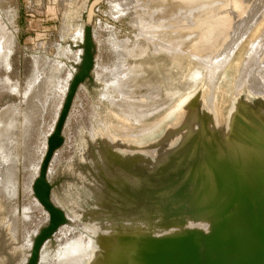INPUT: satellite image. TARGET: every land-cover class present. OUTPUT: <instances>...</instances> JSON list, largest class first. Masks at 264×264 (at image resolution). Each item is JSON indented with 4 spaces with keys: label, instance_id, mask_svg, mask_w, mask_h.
Instances as JSON below:
<instances>
[{
    "label": "rangeland",
    "instance_id": "obj_1",
    "mask_svg": "<svg viewBox=\"0 0 264 264\" xmlns=\"http://www.w3.org/2000/svg\"><path fill=\"white\" fill-rule=\"evenodd\" d=\"M91 17L93 79L48 175L68 223L38 264H92L102 238L113 250L137 230L198 227L187 208L212 201L206 155L225 141L216 118L239 103L264 117V0H0V264H25L48 223L32 186Z\"/></svg>",
    "mask_w": 264,
    "mask_h": 264
},
{
    "label": "water",
    "instance_id": "obj_2",
    "mask_svg": "<svg viewBox=\"0 0 264 264\" xmlns=\"http://www.w3.org/2000/svg\"><path fill=\"white\" fill-rule=\"evenodd\" d=\"M83 50L81 64L47 139V150L32 186L49 219L33 237L25 264H38L44 246L68 223L64 209L52 199L55 186L50 183L48 175L55 153L65 142L64 128L77 91L87 80L93 79L96 43L92 17L84 29ZM197 103L198 100H193L187 105L177 124L169 127L166 138L182 128L185 118L192 117ZM181 108L176 107L177 110ZM263 122L264 117L259 115L258 109L241 103L232 106L226 120L216 118L215 126L224 127L220 135H224L225 141L220 143V150L206 155L214 173V177L208 180L209 186L206 185L208 194L209 190L212 191V201L207 206L194 202L187 208L198 227L177 220L174 230L166 231L168 233L160 237L142 235L137 230L133 235L116 237L112 242L113 250H109V239L102 238L98 243L102 251H95L92 264H264ZM221 198L226 200L223 202Z\"/></svg>",
    "mask_w": 264,
    "mask_h": 264
},
{
    "label": "bare ground",
    "instance_id": "obj_3",
    "mask_svg": "<svg viewBox=\"0 0 264 264\" xmlns=\"http://www.w3.org/2000/svg\"><path fill=\"white\" fill-rule=\"evenodd\" d=\"M83 37H84V36H83ZM39 203H40V202H39ZM73 252H75V251H73ZM75 253H76V252H75ZM75 253H74V254H75ZM69 255H70V254H69ZM71 255H72V254H71ZM75 255H76V254H75ZM70 259H71V257H70Z\"/></svg>",
    "mask_w": 264,
    "mask_h": 264
},
{
    "label": "flooded vegetation",
    "instance_id": "obj_4",
    "mask_svg": "<svg viewBox=\"0 0 264 264\" xmlns=\"http://www.w3.org/2000/svg\"><path fill=\"white\" fill-rule=\"evenodd\" d=\"M76 73H77V72H76ZM76 73H75V74H76Z\"/></svg>",
    "mask_w": 264,
    "mask_h": 264
}]
</instances>
